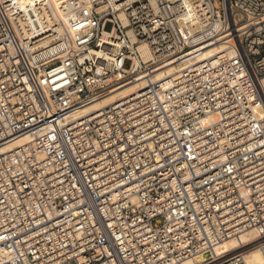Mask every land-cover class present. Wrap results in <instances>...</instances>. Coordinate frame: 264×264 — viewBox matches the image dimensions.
Instances as JSON below:
<instances>
[{
    "label": "built area",
    "instance_id": "2783aa9c",
    "mask_svg": "<svg viewBox=\"0 0 264 264\" xmlns=\"http://www.w3.org/2000/svg\"><path fill=\"white\" fill-rule=\"evenodd\" d=\"M262 229L264 0H0V264H247Z\"/></svg>",
    "mask_w": 264,
    "mask_h": 264
},
{
    "label": "bare ground",
    "instance_id": "6f19581e",
    "mask_svg": "<svg viewBox=\"0 0 264 264\" xmlns=\"http://www.w3.org/2000/svg\"><path fill=\"white\" fill-rule=\"evenodd\" d=\"M220 50H221V48L220 49L217 48L215 50L209 49V50H205V51L201 52L200 57L195 61V63H198L201 60H204L210 56H214V55L216 56V54H218V52ZM186 67H187V62L181 63L177 67L176 66H168L165 69H163V71L160 72V74L158 76H160L161 74H164L165 76H172L176 72L181 71V70L185 69ZM133 90H134L133 88L126 87V88L122 89L121 91H119L117 93H113V94L109 95L108 97H106L102 100L91 103L88 106L77 110L73 114L74 118L75 119L82 118V117L86 116L87 114H89L90 112L95 111L102 106H105V105L112 103L118 97L125 96V95L129 94ZM23 141L24 140L13 141L9 145H7L4 150L5 151L12 150L13 148H16L17 146H19ZM254 238H255L254 232L249 231L248 233L241 234L239 236V238L230 239L228 241L223 242L222 244H220L216 248V251L219 254L230 252L237 247V242H241L244 244V243L251 242ZM261 258H264V256L261 254V252L259 251V249L257 247L251 248L246 253V263L247 264H259V261ZM202 260H203V258L201 256H196L192 260L185 261L183 264H198V263L202 262Z\"/></svg>",
    "mask_w": 264,
    "mask_h": 264
},
{
    "label": "snow or ice",
    "instance_id": "6c2138e0",
    "mask_svg": "<svg viewBox=\"0 0 264 264\" xmlns=\"http://www.w3.org/2000/svg\"><path fill=\"white\" fill-rule=\"evenodd\" d=\"M262 232H264V229H262ZM262 251H264V249H262ZM259 264H264V258L260 259Z\"/></svg>",
    "mask_w": 264,
    "mask_h": 264
},
{
    "label": "rangeland",
    "instance_id": "374dc122",
    "mask_svg": "<svg viewBox=\"0 0 264 264\" xmlns=\"http://www.w3.org/2000/svg\"><path fill=\"white\" fill-rule=\"evenodd\" d=\"M126 66H127V64H126Z\"/></svg>",
    "mask_w": 264,
    "mask_h": 264
}]
</instances>
